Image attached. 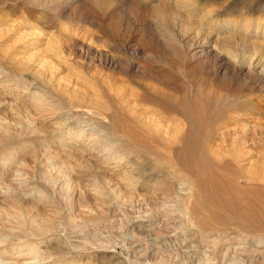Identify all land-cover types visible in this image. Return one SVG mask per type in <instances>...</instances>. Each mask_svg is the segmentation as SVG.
Here are the masks:
<instances>
[{"label": "rangeland", "instance_id": "374dc122", "mask_svg": "<svg viewBox=\"0 0 264 264\" xmlns=\"http://www.w3.org/2000/svg\"><path fill=\"white\" fill-rule=\"evenodd\" d=\"M187 2L182 14L205 30L210 22L211 29H223L213 25L221 20L237 38L257 16L264 18V0ZM106 4L75 0L56 13L52 3L42 11L25 0L0 1V14L32 36L57 42L61 54L49 53L57 65L52 68L37 64L34 54L33 63L24 66L0 52V122L8 132H0V186L16 165L26 182L13 185L22 193L13 196L21 213L0 216V225L44 229L45 216L50 228L65 230L80 246L39 247L46 257L42 264H264V238L258 240L264 237V77L243 79L217 48L198 55L207 44L196 37L194 26L181 29L179 20L164 32L186 54L176 59L166 52L152 23L154 10L179 5L178 0ZM23 11L27 20H21ZM27 46L29 52L36 49ZM263 50L257 54L264 56ZM219 66L230 74L213 82L209 74ZM245 91H252L259 110L255 133L246 138L215 134L218 127L238 123L235 113L249 101ZM181 110L185 118L178 123ZM27 116L35 118L37 132L28 127ZM166 125H180L182 131L168 132ZM188 130L193 134L185 137ZM44 172L58 178L53 189L41 180ZM65 175L79 189L71 201L60 189ZM184 179L193 182L201 202L197 211L203 210L212 228L205 242L171 207ZM212 181L227 204L215 200ZM37 187L46 198L31 191ZM0 206L14 213L7 198L0 197ZM81 224L83 232H75ZM85 239L100 243L87 247ZM12 250L0 247V254Z\"/></svg>", "mask_w": 264, "mask_h": 264}, {"label": "bare ground", "instance_id": "6f19581e", "mask_svg": "<svg viewBox=\"0 0 264 264\" xmlns=\"http://www.w3.org/2000/svg\"><path fill=\"white\" fill-rule=\"evenodd\" d=\"M0 1H2V0H0ZM25 1L27 3H31L35 6H37L39 10H42L43 8H47L48 3H52L51 6L53 7V5H54L53 10L56 12V10L61 9L62 5L63 6L69 5L68 7H70L71 2H73L75 0H25ZM108 1L109 0H91V2H93L95 5H98L100 7L107 6L106 3H108ZM178 3H180V4L179 5L174 4L173 7H167V8H161L159 5H157V7L154 10V17H153L152 23H154L159 30L158 31V34L160 36L159 38H161L160 40H162L161 42H163V45H164L163 47H165L166 52H169V54L176 57V59L180 58L186 54L185 53L183 55V52H182V54H180L181 49H179V47L173 43L174 38H173V40L167 39L166 37H168V36H165L166 32H164L165 29L167 28L168 24L172 23L173 21L179 20L180 25H181V29L187 28L189 26H194V28L196 30V37L201 38L202 40H204V43L207 44L206 46H202L200 48L198 55H208L212 52L217 51L216 50V48H217L218 51H220V53H222V55H224V57H225L224 59H227V61L228 60L231 61L233 63V65H235L238 68L239 73L242 72L241 75H242L243 79H245L248 76L251 77V75H257L258 77L259 76L264 77V56H262V55L259 56L260 54L259 55L257 54L258 51H260L261 49H264V45H263L264 44V18L257 16L254 20V24L252 23L251 25L248 24L247 26H244L241 29V31L244 34L240 33V35L242 37L237 38V37H235L236 35L234 36V33H232V31H230V28H228L225 24L220 25L219 22H221V20H218V22L213 23V25H217L218 27L223 28V29H221V30L211 29L212 25L210 22L211 26L208 24L209 28H207L205 30L204 28H202L200 26V24L198 22H196V21L192 20L190 17L182 14V12H181L182 9L189 7V6H187V5H189L187 0H178ZM166 6H168V5H166ZM59 7H60V9H59ZM19 11H20V9H19ZM39 12H41V11H39ZM3 14L2 13L0 14V22H3V24H2L3 26L0 25V52L3 53L5 55V57L7 56L8 58L12 59L13 61L15 60L20 65H24V64L25 65H27V64L31 65V63H33V60H34V57H31V55L34 54V56H36V58L38 59L37 64H40V66L49 65L52 68H56L57 65L52 62V59H51L52 56H49V53L52 54L53 57H55V58L58 57L59 55H61L60 52H58L56 49L57 48V45H56L57 42L54 43L53 40H51L50 38L44 37V35L41 36V35L36 34V36H32L30 33H33V32H28L26 30L18 29L16 27V23L13 22L11 18H8L9 15H8V17H5ZM9 14H11V13H9ZM17 14H19V12ZM20 14H22V15H20L21 20H27L28 19V15L24 11L20 12ZM12 17H14V16H12ZM17 19H20V18H17ZM246 24H247V22H246ZM191 28H193V27H191ZM209 30H211V33H213V35H211L208 32ZM28 35H31V36H28ZM166 35H168V34H166ZM32 38H35V39L32 40ZM9 42H10V44H11V42H13L12 47H9L10 46L8 44ZM17 44H19V45H17ZM29 44H35L36 49L34 50V52H29L30 50H25V48L28 47L27 45H29ZM208 46H210V49H207ZM10 49H12L11 52H10ZM195 53H197V52H195ZM19 54L21 57L18 58V56H16V55H19ZM186 58H187V55H186ZM204 58H205V56H204ZM184 59H185V57H184ZM25 69H26V67H25ZM225 70H226V68H222L221 66H219L214 70L213 73L209 74V75H211L213 82H219L224 78L225 75L230 74V72L226 73ZM220 74H222V75H220ZM245 82H247V81H245ZM17 86H19V85L17 84L16 87ZM63 86H65V85H63ZM63 86H62V88H63ZM246 89H244V90H246ZM73 91L75 92L76 90L73 89ZM247 92H249V93H247ZM247 92H246V94L247 95L249 94V97H248L249 101L247 103L245 102L246 104H244L243 106H242L243 103L242 104L240 103L241 106H239V107H241L242 109L240 108L241 110L237 111L235 113L236 114L235 117L237 118L236 120H238V123L232 122L235 125L226 124V125H223L221 127H218L214 131L215 134L219 135L220 137L241 136L242 138L243 137L246 138L250 134L255 133L257 124H256V122H255L256 120H254V118L259 113V110H258L257 106H255V102H253L250 99L252 91H247ZM39 94H37V96H40ZM243 97H244V95H243ZM39 98L37 97L38 100H39ZM179 117H180L179 118L180 120H178L179 121L178 123L181 122V118H183V117L185 118V113L183 110H181ZM187 118L191 124H193V122L196 120V116L193 114H189V117H187ZM34 119L31 116L26 117V121L29 124L28 127L30 126L29 128L36 130L37 126L34 125ZM23 120H24V118H23ZM157 124L160 125L161 124L160 121L159 122L157 121ZM162 127H163V125H162ZM164 128L166 131L172 132V133L182 131V128L180 127V125L173 126V127H170V126L168 127L166 125ZM37 131L38 130H36V132ZM0 132H2V134L3 133L5 134L7 132L6 126L4 123H2V121L0 122ZM183 134L185 137H189L188 135L193 134V131L191 132L190 130H188V131L183 132ZM1 137H2V139H4L3 136H1ZM98 144H99V142H98ZM48 156L51 160L54 155H48ZM18 159H19V157L17 158V160ZM23 164H25V163H23ZM63 166L64 165H62L60 169H62V170L66 169ZM12 171H13V173L9 175V178H7L8 182H6L4 185L2 184L3 186L2 185L0 186V197L2 196L4 198H7L8 202H9V207L11 209H13V211H14V213L11 215L7 209L0 206V216L7 215V216H5L6 218H8L10 216L11 217L16 216L15 215L16 213H21V211H19V209H21V208L19 206H16L15 202L13 201V196L21 195L22 193L20 194V190H19V192L16 191V189H19V188L14 189L13 185L15 184V187H17L18 185H23V183H26L24 178L20 176L21 172H20V169L17 165H16V167H14L12 169ZM8 172H10V171H8ZM3 175H4V172H2V174L0 172V176H3ZM64 178H65V179H63L64 182L62 183V186L60 189H61V191H63L65 193V194L64 193L63 194L66 196V199L68 198V200L71 201L73 199V197H75L76 193H79L78 192L79 189L77 190V189H75L74 186H72V184L70 182V178L68 176L66 177V175H65ZM1 180H3V179H1ZM1 180H0V184L2 182H4ZM41 180L44 181V183L47 184V186H49V187H51V189H53V187L57 184L58 178H56V176H54L51 173H48V174L45 173L44 175H42ZM16 184H17V186H16ZM212 185L215 188L213 190V195H214L215 200L219 201L218 203H226L227 204V201L229 202L230 200H227L223 191L221 189H219L217 186H215V182H213V181H212ZM181 186H180V189L183 190V192L180 194H177V196H174L175 197V204L171 207L173 208L174 211L178 210L179 212L182 213V216L185 220L184 223H186L188 226H190V228L196 226V228L198 229L197 232L200 236V239L205 242L206 233L208 232V230H211L212 228L209 227V224L207 223V219H205L206 217L203 216V210L201 212L197 211V206L201 207V205H200L201 202L198 199L199 195L196 197V192L194 190L193 182L191 180L184 179L181 183ZM232 187H234V186H232ZM26 189H28V188H26ZM31 191L39 199L46 198L45 191L42 189H38V187L32 188ZM52 191H54V190H52ZM22 202H23L22 205H28V201H22ZM24 203H26V204H24ZM231 203H232V201H231ZM234 205H235V203H234ZM169 210H170V208H169ZM18 215H21V214H18ZM43 219L45 220V224H46L45 228L41 229L39 227H36L37 230H27V229L26 230H20V227H14L11 225H7V226L0 225V247H14V251L12 250L13 252L7 251V252H4L3 254H0V264H42L41 260H44L46 257L44 256L45 253L43 254L39 250V247H49L52 245H54L53 247H70V248L80 247L79 245H77L76 243L71 241V239H69L70 234H68L65 230L55 231L52 228H50L51 222L49 220L45 219V216ZM19 221L21 222V220H19ZM15 228H17L20 231H18V230L15 231ZM83 229H84V225L81 224V225H77V227L74 229V231L79 233V231L83 232ZM28 237H31V239H29ZM263 238L264 237L262 235H259L258 240H261ZM85 243H87L89 245V246L87 245V247H97L100 242H91V241L86 240ZM21 247H26V249L28 247L29 248L27 251H25ZM26 254L32 255V258L28 259V260H25V258L20 259L21 256H23V255L25 256ZM13 255L16 256V258H13L12 257ZM92 259H93V257H92ZM57 261L58 262L55 264H63V263H60L61 260H57ZM67 261H68V259H67ZM70 263H68V264H70ZM43 264H45V263L43 262Z\"/></svg>", "mask_w": 264, "mask_h": 264}]
</instances>
